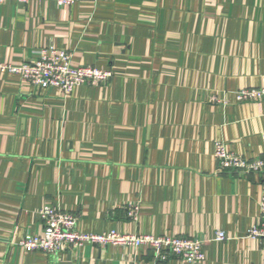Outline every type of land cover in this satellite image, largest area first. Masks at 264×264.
<instances>
[{
  "label": "crops",
  "instance_id": "crops-1",
  "mask_svg": "<svg viewBox=\"0 0 264 264\" xmlns=\"http://www.w3.org/2000/svg\"><path fill=\"white\" fill-rule=\"evenodd\" d=\"M47 45L115 74L65 95L0 72V264H191L128 245L26 251L19 242L43 232L46 204L87 233L202 238L198 264H264L246 235L264 171L219 173L214 158L221 140L264 159V100L235 97L264 86V0H0V63Z\"/></svg>",
  "mask_w": 264,
  "mask_h": 264
},
{
  "label": "built area",
  "instance_id": "built-area-1",
  "mask_svg": "<svg viewBox=\"0 0 264 264\" xmlns=\"http://www.w3.org/2000/svg\"><path fill=\"white\" fill-rule=\"evenodd\" d=\"M28 2L30 0H17ZM61 6H70L77 0H55ZM0 72L19 74L28 84L40 88H57L65 95H70L77 86L83 84L106 85L115 72L111 69L92 65H74L72 54L67 50H59L53 45L43 46L38 50L37 58L23 62L19 66L10 63H0ZM239 103L260 102L264 100V86L241 88L235 92ZM216 101H218L217 98ZM264 139V133H263ZM214 158L217 171L259 173L264 171V159L250 160L232 151L225 141L214 142ZM260 213L256 222L247 230L246 235L256 239L264 248V197L259 203ZM140 206L138 203L129 205L128 215L131 220H138ZM42 220L41 234L27 233L19 245L26 251H42L46 254L80 249L85 244L100 247L109 245L132 246L135 250L149 248L153 252L154 261L166 262L171 257L182 261L198 264L206 261L204 250L206 240L199 237L155 236L151 234H127L112 229L103 233H87L79 228L75 213L64 209L58 204H46L39 212ZM227 235L218 230L217 241H225Z\"/></svg>",
  "mask_w": 264,
  "mask_h": 264
}]
</instances>
